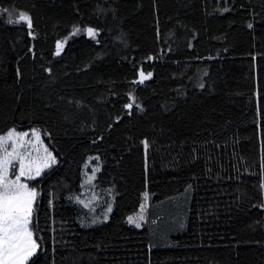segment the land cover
<instances>
[{
    "label": "trees",
    "instance_id": "1",
    "mask_svg": "<svg viewBox=\"0 0 264 264\" xmlns=\"http://www.w3.org/2000/svg\"><path fill=\"white\" fill-rule=\"evenodd\" d=\"M11 129L56 158L26 264H264V0H0Z\"/></svg>",
    "mask_w": 264,
    "mask_h": 264
},
{
    "label": "rangeland",
    "instance_id": "2",
    "mask_svg": "<svg viewBox=\"0 0 264 264\" xmlns=\"http://www.w3.org/2000/svg\"><path fill=\"white\" fill-rule=\"evenodd\" d=\"M9 133H12L11 137H9ZM5 158L10 161V163L7 164L8 181L13 179L14 175L17 173L18 175H21V162L24 164V174L21 176H24L27 179L41 177L44 172L56 164V158L43 141L42 135L38 129H32L28 131H18L11 129L7 133L0 135V162H2ZM90 160L91 158H88L87 166L90 165ZM0 171H2V168H0ZM96 173L97 169H93L91 166L90 168H85L82 181L83 193L90 196V198H88L89 204L87 203V205L90 206L91 204H96V206L92 208H94V210L98 208V211L101 212L103 216L100 222H105L108 219L109 214L112 212V204L106 198L95 195L93 184ZM27 179H23L25 184H21L25 186L23 191L35 193L31 188L28 187L26 183ZM34 202L35 195L34 198H32L31 214L28 227H30L32 207ZM129 218H133L134 221L133 223H130L131 225L136 226L138 223L140 227L147 220L145 206H142L136 214L129 216L128 223ZM29 231L32 233L30 228ZM32 240L35 242L36 247L32 254L24 261V264H26V262L38 250V243L35 241L33 233Z\"/></svg>",
    "mask_w": 264,
    "mask_h": 264
},
{
    "label": "snow or ice",
    "instance_id": "3",
    "mask_svg": "<svg viewBox=\"0 0 264 264\" xmlns=\"http://www.w3.org/2000/svg\"><path fill=\"white\" fill-rule=\"evenodd\" d=\"M19 19L27 21L28 17L20 13ZM88 32L92 34L91 29ZM60 47L61 45L58 44L57 48ZM141 76V82L148 78L143 73ZM11 135L12 133H9V137ZM8 163L10 161L7 158L0 162L2 168L0 171V264H24L36 247L28 227L35 193L23 191L25 186L19 184L18 180H7ZM23 174L24 164L21 162V175ZM133 222V218H129V223ZM136 226L139 227V224L137 223Z\"/></svg>",
    "mask_w": 264,
    "mask_h": 264
},
{
    "label": "crops",
    "instance_id": "4",
    "mask_svg": "<svg viewBox=\"0 0 264 264\" xmlns=\"http://www.w3.org/2000/svg\"><path fill=\"white\" fill-rule=\"evenodd\" d=\"M23 179H27V178L24 177V176L18 175V173H17V174L14 175V178L11 179L10 181H17L18 180L19 184H25Z\"/></svg>",
    "mask_w": 264,
    "mask_h": 264
}]
</instances>
